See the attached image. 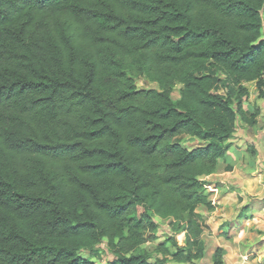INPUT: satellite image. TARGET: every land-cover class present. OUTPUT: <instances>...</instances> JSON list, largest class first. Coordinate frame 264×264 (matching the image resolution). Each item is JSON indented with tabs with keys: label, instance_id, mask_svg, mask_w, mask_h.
<instances>
[{
	"label": "trees",
	"instance_id": "trees-1",
	"mask_svg": "<svg viewBox=\"0 0 264 264\" xmlns=\"http://www.w3.org/2000/svg\"><path fill=\"white\" fill-rule=\"evenodd\" d=\"M263 32L264 0H0V264L201 260Z\"/></svg>",
	"mask_w": 264,
	"mask_h": 264
},
{
	"label": "crops",
	"instance_id": "crops-1",
	"mask_svg": "<svg viewBox=\"0 0 264 264\" xmlns=\"http://www.w3.org/2000/svg\"><path fill=\"white\" fill-rule=\"evenodd\" d=\"M242 110L256 112L255 123L236 122L227 152L206 177L216 189L210 196L213 209L196 207L205 218L204 257L198 264H212L216 249L222 264H264V99L255 92ZM178 235L184 240L183 233Z\"/></svg>",
	"mask_w": 264,
	"mask_h": 264
},
{
	"label": "rangeland",
	"instance_id": "rangeland-1",
	"mask_svg": "<svg viewBox=\"0 0 264 264\" xmlns=\"http://www.w3.org/2000/svg\"><path fill=\"white\" fill-rule=\"evenodd\" d=\"M263 38H264V32H263ZM137 84L138 87H149V88H153V87H157L156 83L154 82H149L144 80L143 78H138L137 80ZM178 88L179 86H177L173 92H172V98L173 99H177L178 98ZM245 88L247 90V97L246 100L248 99V97L252 96L257 90L255 89L254 83L253 82H247L245 83ZM257 93V92H256ZM179 141L184 144L186 147H188L189 149L194 148L197 146V141L193 138H190L188 136H181L178 138ZM157 222L159 224V229L158 232H160L159 236L160 239L165 238L166 234H168V226H167V222L166 221H161L159 219H157ZM177 242L182 243L183 242V237L178 235L176 236ZM154 242H147L144 244V247H146L148 250H152L154 247ZM99 248L102 250L101 254L99 256L93 257L92 260L95 261L96 263H100V264H104L106 263L108 260H110L112 258L110 252L106 249L105 244L102 243ZM83 256H87V253H81ZM194 264H198V263H194Z\"/></svg>",
	"mask_w": 264,
	"mask_h": 264
},
{
	"label": "built area",
	"instance_id": "built-area-1",
	"mask_svg": "<svg viewBox=\"0 0 264 264\" xmlns=\"http://www.w3.org/2000/svg\"><path fill=\"white\" fill-rule=\"evenodd\" d=\"M206 188L209 190V192H214V191H216V189L215 188H212V186L211 185H206ZM211 199V203L212 204H214V200L212 199V198H210Z\"/></svg>",
	"mask_w": 264,
	"mask_h": 264
},
{
	"label": "water",
	"instance_id": "water-1",
	"mask_svg": "<svg viewBox=\"0 0 264 264\" xmlns=\"http://www.w3.org/2000/svg\"><path fill=\"white\" fill-rule=\"evenodd\" d=\"M137 86H138V84H137Z\"/></svg>",
	"mask_w": 264,
	"mask_h": 264
}]
</instances>
